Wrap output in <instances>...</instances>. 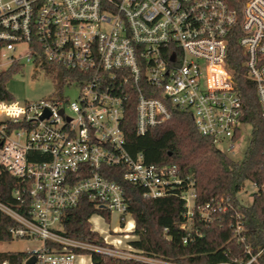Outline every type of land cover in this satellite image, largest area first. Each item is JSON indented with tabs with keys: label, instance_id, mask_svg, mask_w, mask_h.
Wrapping results in <instances>:
<instances>
[{
	"label": "built area",
	"instance_id": "obj_1",
	"mask_svg": "<svg viewBox=\"0 0 264 264\" xmlns=\"http://www.w3.org/2000/svg\"><path fill=\"white\" fill-rule=\"evenodd\" d=\"M234 35L264 118V0H245L239 10L224 0H0V71L30 64L54 76L61 93L77 90L72 101H0V212L13 221L12 240L43 243L24 264L31 257L34 264H94L92 253L172 264L123 246L134 221L117 180L150 199L181 187L184 231L194 213L193 181L175 166L147 164L142 153L128 152L125 109L133 102L140 136L172 110L188 112L197 132L229 157L245 124L226 67ZM82 200L117 217L120 229L96 232L103 246L63 234V214ZM197 209L209 218V204ZM231 227L239 237V218Z\"/></svg>",
	"mask_w": 264,
	"mask_h": 264
},
{
	"label": "trees",
	"instance_id": "obj_2",
	"mask_svg": "<svg viewBox=\"0 0 264 264\" xmlns=\"http://www.w3.org/2000/svg\"><path fill=\"white\" fill-rule=\"evenodd\" d=\"M224 1L239 10L245 0ZM238 36H232L229 42L226 67L241 97L242 122L251 125V139L241 161L231 160L210 139L201 136L188 112L172 110L169 120L143 136L137 135L133 102L126 106L122 129L128 152L132 155L142 153L147 164L175 166L180 177L192 179L196 195L189 229L184 231L181 226L185 222L186 208L181 199V187L172 189L163 197L150 199L143 196L141 187L117 180L123 187L128 211L134 221L132 235L136 239L129 245L141 251L145 258L172 264H246L255 257L250 264H264V118L255 85L246 77L245 58L237 44ZM19 71L14 66L0 71V101L12 100L6 83ZM57 73L61 78L64 76L62 71ZM245 182L256 188L250 205H243L237 199ZM8 190L9 187L1 188L3 193ZM208 204L210 216L202 219L197 208ZM94 214H101L109 223V214L95 209L87 200L65 212L61 218L64 236L103 246L102 238L91 231L88 222ZM236 218L242 222L239 237L234 235L231 227ZM13 226V221L0 212V242L12 241L9 229ZM184 237L189 238L186 243H183ZM47 245L51 246L50 243ZM246 247L249 253L245 251ZM28 257L27 252H0V264H24ZM92 262L151 264L96 253H92Z\"/></svg>",
	"mask_w": 264,
	"mask_h": 264
},
{
	"label": "rangeland",
	"instance_id": "obj_3",
	"mask_svg": "<svg viewBox=\"0 0 264 264\" xmlns=\"http://www.w3.org/2000/svg\"><path fill=\"white\" fill-rule=\"evenodd\" d=\"M56 82L54 76L46 74L33 65L25 64L23 68L6 83V89L12 96V100L17 103L39 102L61 95L66 96L70 101L76 99V88L67 89L61 93L60 86H58ZM250 139L251 125L242 124L240 138L229 158L235 162L241 161ZM255 192L256 188L251 183L245 182L237 194V199L243 205H250L252 202V194ZM90 224L95 232H101L103 235L107 232L108 227L101 223L96 215L90 218ZM115 227H117V217L112 216L109 221V228L112 229ZM125 242L126 240L124 239V243ZM42 245L43 243L39 239H13L10 242H0V252H30L40 249Z\"/></svg>",
	"mask_w": 264,
	"mask_h": 264
},
{
	"label": "crops",
	"instance_id": "obj_4",
	"mask_svg": "<svg viewBox=\"0 0 264 264\" xmlns=\"http://www.w3.org/2000/svg\"><path fill=\"white\" fill-rule=\"evenodd\" d=\"M129 224H130V228H131V223H129ZM106 226L108 227L107 231L114 229V228L110 229V228H109V225H106ZM117 227L120 229V227L118 226V224H117ZM115 228H116V227H115ZM133 229H134V228H133ZM127 237H128V238H131V239H126V242H125L126 245H127V243H129L130 241H133V240L136 239V237H135L134 235H132V234H131V235L128 234ZM125 243H124V245H125Z\"/></svg>",
	"mask_w": 264,
	"mask_h": 264
},
{
	"label": "water",
	"instance_id": "obj_5",
	"mask_svg": "<svg viewBox=\"0 0 264 264\" xmlns=\"http://www.w3.org/2000/svg\"><path fill=\"white\" fill-rule=\"evenodd\" d=\"M35 263V258L34 257H31L27 262L26 264H34Z\"/></svg>",
	"mask_w": 264,
	"mask_h": 264
},
{
	"label": "bare ground",
	"instance_id": "obj_6",
	"mask_svg": "<svg viewBox=\"0 0 264 264\" xmlns=\"http://www.w3.org/2000/svg\"><path fill=\"white\" fill-rule=\"evenodd\" d=\"M129 223H131V222H129ZM129 223H128L127 229H131ZM131 227H132V223H131Z\"/></svg>",
	"mask_w": 264,
	"mask_h": 264
}]
</instances>
